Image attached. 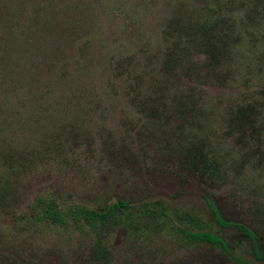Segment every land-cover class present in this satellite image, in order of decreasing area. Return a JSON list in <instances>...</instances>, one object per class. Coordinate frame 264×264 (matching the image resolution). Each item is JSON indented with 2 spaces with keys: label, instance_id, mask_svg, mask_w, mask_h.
I'll return each mask as SVG.
<instances>
[{
  "label": "rangeland",
  "instance_id": "obj_1",
  "mask_svg": "<svg viewBox=\"0 0 264 264\" xmlns=\"http://www.w3.org/2000/svg\"><path fill=\"white\" fill-rule=\"evenodd\" d=\"M12 1L0 0V36L58 37L59 52H87L88 72H99L108 52H119L113 67L134 56L137 65L116 70L119 92L103 101L101 83L89 82L95 76L79 79L78 66L54 54L55 94L48 102L22 96L25 108L4 114L27 125L29 142L49 140L58 117V126L71 125L68 141L30 142L31 157L7 186L0 175V264H232L170 231L167 219L190 231L177 219L184 215L221 236L236 257L264 264L235 232L218 230L204 204L252 231L264 256V0H43L49 7L32 28L27 9L6 11ZM17 13L19 27L9 26ZM97 100L108 110L104 126L80 111ZM48 104L53 119L34 121ZM47 199L65 225L46 218ZM117 200L132 214L120 225L92 229L68 212ZM142 208L150 215L137 214Z\"/></svg>",
  "mask_w": 264,
  "mask_h": 264
},
{
  "label": "trees",
  "instance_id": "obj_2",
  "mask_svg": "<svg viewBox=\"0 0 264 264\" xmlns=\"http://www.w3.org/2000/svg\"><path fill=\"white\" fill-rule=\"evenodd\" d=\"M41 2H43V0H13L11 3L12 6H4L5 8H7L6 11L8 10V12H19L27 9L29 17L26 20V25L28 26L27 28H30L31 26H38L39 18L34 16L40 14L41 8L48 9L49 7L48 6L47 8H45L40 6L39 3ZM31 6L33 7V9H31ZM31 11H33L32 14ZM20 17V14L17 13L15 15L13 23L8 22L9 26L15 28L19 27L17 22L20 21ZM43 26H45L44 29L46 30L47 24L44 23ZM28 36L30 37V35L19 33H10L6 37L0 36V97L4 98V101L2 100L3 107L0 112V175L5 180L6 186L8 185L10 176L14 177L15 175L19 174L24 169L26 160L31 157V152L26 153V150L32 147L30 142H35L33 144V146H35L36 143L40 142L67 140L65 131L68 126L71 125L70 120L65 121L67 123V126H58L59 123L56 121H58L59 117L56 118L52 125L55 128L53 130L55 134L50 135L48 137L49 140H42L40 142H37L36 139H32L29 142V138L28 140H26L25 136H29L27 133V128H25L27 127V125L25 123H21L20 118L17 119L16 117H14L12 119L11 116L8 118L7 116H5L4 118V114L8 113L11 108L14 109L18 107V105L20 106V104L21 108H25V104H23L24 101H22V96L26 95L28 97H31V95L33 96L34 94L36 96H39V100L44 99L45 101H47L55 94L54 89L52 88V84H48L49 81H54L58 78L53 74L51 70L54 65L53 62L55 61L51 59V56L55 54L54 59L60 58L64 59L65 61H71V65H73L74 67L78 66L77 74L78 72L81 73L79 76V79L81 80H87V78L89 80L90 78H93L95 76L94 80L90 79L89 82L90 84H92V82H95L96 79L99 83H101L103 97H101L100 100L103 101H105L106 99L110 101L115 100L113 96L119 92L120 86L119 83H117L115 80V78H117L116 70L123 68H131L133 70V68H135L137 65L135 56L133 55L134 62L125 63V58H123L122 63L126 64L125 67H123V64H120V67H113L115 65L116 59L121 58L120 55H118L119 52L113 54V56L110 54V52H108V57L103 60L104 62L102 63V65L96 67L99 72L94 71V74V72H88L90 66H92L93 64H91L90 61H87L89 58L87 57V52L77 51L75 58H73L74 54L72 52H59L62 46L61 42L57 40L59 39L58 37H52V39H54L53 42L50 40L49 36H45L43 34L39 36L34 35L32 37L33 39H28ZM80 40H83V38L81 37ZM85 42L87 43V40H85ZM86 43L84 44V49L88 47V44ZM24 45H26V47ZM30 45L35 46L34 48L30 49ZM116 55L118 56L115 58ZM21 59L26 60L27 64H25V66H21L23 64H18ZM107 62L110 65H103ZM43 67L46 68L45 71L42 69ZM27 72H29L30 75L28 77L25 76V73ZM35 74H37L39 78H34ZM23 77H26L28 85L23 89L18 88V81L20 82V79ZM3 93H10V98H7ZM100 100H97V102L93 105L87 103L81 108L77 105L76 110L80 108V111H84V115H86L84 116V119H86V117L90 118V116L92 117V119L97 118L100 120L98 124L104 126V115H102L101 112H107L108 110L99 105ZM51 106V104H48L44 107L38 106L39 108L37 109V113L35 114L33 120L35 121V118H40V120L46 122L47 120L52 118L51 114L49 113ZM26 108L28 107L26 106ZM65 109L69 110V108ZM97 111L98 116L94 115ZM47 125V127L51 126V124ZM33 126H35V124H33ZM61 132L62 136L58 135ZM23 137L25 138L23 139ZM48 202L49 205L44 212L46 218L51 222L63 224L64 222L61 219V216L55 211L52 200H48ZM204 204L212 224L218 230L224 232H235L237 237H239L248 245L254 261L256 263H264L262 250L260 248L256 235L252 231H250L243 225L228 223L222 220L211 201L206 199L204 200ZM128 209L129 207L127 203L117 200L114 204L98 207L95 211L87 210L81 207H73L72 209L68 210V212L73 218V222H79V220H83L92 229H99L105 227L107 224L120 225V218L125 219L124 222H127V220H129L132 215L128 211ZM157 210L163 212L164 208L160 206ZM137 212V214H141L143 216L150 215V212H148L144 208L140 209ZM177 219L181 222V225L187 226L190 231L184 230L182 229V227L175 226L171 221H167L168 219L165 220V224L170 229V231L175 232V235L180 238L182 243L191 245H206L216 251L217 254L227 263L248 264L246 261L240 259L239 257H236L230 251L224 239L217 234L211 233L208 226L199 219L189 215L177 216ZM63 225H65V223Z\"/></svg>",
  "mask_w": 264,
  "mask_h": 264
}]
</instances>
